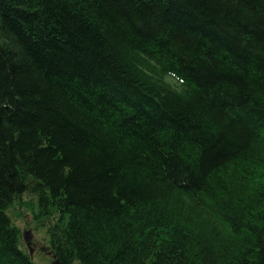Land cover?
Returning a JSON list of instances; mask_svg holds the SVG:
<instances>
[{
    "label": "trees",
    "instance_id": "1",
    "mask_svg": "<svg viewBox=\"0 0 264 264\" xmlns=\"http://www.w3.org/2000/svg\"><path fill=\"white\" fill-rule=\"evenodd\" d=\"M19 223L46 264H264V0H0V264Z\"/></svg>",
    "mask_w": 264,
    "mask_h": 264
},
{
    "label": "rangeland",
    "instance_id": "2",
    "mask_svg": "<svg viewBox=\"0 0 264 264\" xmlns=\"http://www.w3.org/2000/svg\"><path fill=\"white\" fill-rule=\"evenodd\" d=\"M20 225H18L21 230H22V233L24 231H27L28 229H23V225L21 223H19ZM31 232V231H30ZM32 233V237L30 238L34 244L37 245V249L38 248H44L43 246V242L41 240V236H38V235H35L33 232ZM45 257H47L45 255V253H42V252H39L38 250L35 251V253H33V258L31 257V260H33L34 262L38 263V264H46L47 263V260H45Z\"/></svg>",
    "mask_w": 264,
    "mask_h": 264
},
{
    "label": "water",
    "instance_id": "3",
    "mask_svg": "<svg viewBox=\"0 0 264 264\" xmlns=\"http://www.w3.org/2000/svg\"><path fill=\"white\" fill-rule=\"evenodd\" d=\"M29 235H30L29 232H25L24 239H25L26 247H27V249L29 251V255L32 256V253L34 251V245L31 244ZM42 250H44V249H42Z\"/></svg>",
    "mask_w": 264,
    "mask_h": 264
},
{
    "label": "bare ground",
    "instance_id": "4",
    "mask_svg": "<svg viewBox=\"0 0 264 264\" xmlns=\"http://www.w3.org/2000/svg\"><path fill=\"white\" fill-rule=\"evenodd\" d=\"M24 234H25V232H23V242H24V244H25ZM25 247H26V246H25ZM26 249H27V248H26ZM27 251H28V249H27ZM30 259H31V257H30Z\"/></svg>",
    "mask_w": 264,
    "mask_h": 264
}]
</instances>
